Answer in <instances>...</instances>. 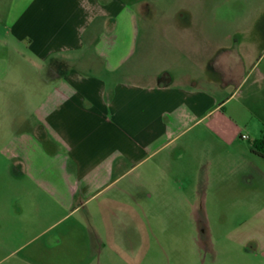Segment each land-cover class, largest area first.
Returning <instances> with one entry per match:
<instances>
[{"label":"crops","instance_id":"obj_1","mask_svg":"<svg viewBox=\"0 0 264 264\" xmlns=\"http://www.w3.org/2000/svg\"><path fill=\"white\" fill-rule=\"evenodd\" d=\"M238 1L247 8L230 14L234 29L225 35L264 37V0ZM157 2L14 1L7 34L18 58L24 56L37 71L31 77L21 59L10 64L11 70L0 71V113L5 116L0 156L14 176L35 181L58 206L76 208L150 160V171L158 160L166 176L168 155L183 158L188 149L187 140L179 145L178 139L205 120L209 137L193 142L195 159H186L185 187L204 205L209 195L221 205L225 197L251 189L264 193V158L252 152V141L264 137V62L238 98L243 113L228 109L242 81L217 100L202 86L205 78L199 72H176L169 64L143 78L135 62L144 37L142 21ZM175 16L182 19L183 13ZM147 27L152 31V25ZM169 50L181 58L179 50ZM263 53L264 48L247 73L263 61ZM220 57L221 50L215 51L205 64L220 73ZM4 62L0 57V66ZM255 103L261 111L252 107ZM163 151L169 154L155 158ZM255 204H230L236 213L231 239L249 256L264 257V203Z\"/></svg>","mask_w":264,"mask_h":264},{"label":"rangeland","instance_id":"obj_2","mask_svg":"<svg viewBox=\"0 0 264 264\" xmlns=\"http://www.w3.org/2000/svg\"><path fill=\"white\" fill-rule=\"evenodd\" d=\"M14 1L0 0V57L7 60L0 66L3 72L21 59L6 27ZM232 1L158 0L153 14L142 19L144 37L135 61L140 75L148 78L169 64L176 72H199L205 78L202 86L217 100L227 98L242 81V88L236 89L228 103V109L241 112L238 98L264 62L247 73L264 48V37L225 35L234 29L230 14H241L247 8ZM177 12L183 13L182 19L175 16ZM171 48L179 50L181 58ZM220 50L219 73L205 63ZM21 57L32 77L37 68ZM252 107L261 111L260 104ZM4 117L0 113V123H5ZM207 122L196 123L178 139L179 145L187 140L183 158L168 150L156 154L157 159L169 154L166 176L161 161H156L155 171L149 169L153 160L137 164L76 208L54 204L35 181L14 176L10 164L0 156V264H264L262 255L249 256L231 239L236 213L230 205L254 202L256 208L264 203V193L251 189L225 197L221 205L216 204V196L209 195L204 205L185 187L186 159H195L196 139L209 137ZM252 124L257 123L252 120Z\"/></svg>","mask_w":264,"mask_h":264},{"label":"trees","instance_id":"obj_3","mask_svg":"<svg viewBox=\"0 0 264 264\" xmlns=\"http://www.w3.org/2000/svg\"><path fill=\"white\" fill-rule=\"evenodd\" d=\"M252 152L264 158V137L252 141Z\"/></svg>","mask_w":264,"mask_h":264}]
</instances>
